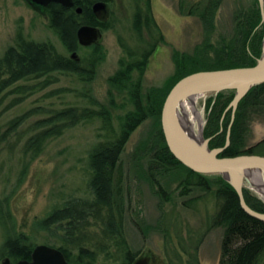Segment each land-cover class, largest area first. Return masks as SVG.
Instances as JSON below:
<instances>
[{
    "label": "rangeland",
    "instance_id": "obj_1",
    "mask_svg": "<svg viewBox=\"0 0 264 264\" xmlns=\"http://www.w3.org/2000/svg\"><path fill=\"white\" fill-rule=\"evenodd\" d=\"M16 1L0 0V58L5 55L9 46L15 45L18 27H23L27 39L50 42L60 53L70 57L71 53L66 51L59 38L52 32L48 20L31 11L28 6L17 4ZM123 1L126 13L120 11L118 3L114 4L118 6L113 9L116 13L120 11L117 16L122 23L117 27V32L103 33L101 45L105 58L91 82H83L77 75L56 74L50 78L51 82L47 85V78L24 81L8 87L0 94V134L7 132L10 127L14 129L10 142L0 146V200L10 198V209L17 232L29 236L36 246L47 245L54 239L52 234L39 230V221L70 198L90 197L88 158L93 147L102 140L99 133L101 134L103 121L96 119L83 122L66 130L62 136L50 140L45 152L30 164L24 183L18 186L21 171L18 161L20 150L26 139L37 132L35 123L49 117L54 111L75 105L97 110L98 107L90 106L91 97L112 111L114 125L118 126L117 116L124 115L125 109L111 107L108 80L119 69L120 60L124 56L119 38L126 44L133 45V7L131 0ZM203 1L205 0H152V11L165 42L151 57L143 82L145 91L152 88L163 89L175 75L173 54L176 52L189 56L197 54L202 62H218V56L224 58L223 51L234 43L239 34L241 17L254 8L261 11L258 0H222L214 17L213 27L209 28L200 18L206 8V1L204 5H200ZM241 27L243 28L240 24L239 28ZM89 51L83 47L77 53L80 59L88 58ZM85 93L89 97H83ZM222 93H227L226 100L231 97L232 100L219 118L218 126L221 130L216 136L206 137L211 122L208 103L211 99L215 101L220 93L200 99L197 104L199 111L194 107L201 118L203 113L204 138L208 141L209 148L224 149V152L225 147L216 146V143L225 137L223 143L226 144V128L229 127L233 114L230 105L236 93ZM114 97L115 102L121 106L123 100L120 95L114 93ZM260 102L261 105L250 107L246 111L248 117L242 128L243 142L239 141L237 151L245 153L264 140V97ZM190 117L193 119V114ZM193 122L199 123L195 119ZM213 124L216 125L214 121ZM153 128L152 120L140 125L131 135L121 157L126 200L125 233L135 253L150 251L158 258L160 263L157 264H171V259L175 260L174 264H180L176 258L177 253L187 261L182 247L192 246L199 238V233L206 232L204 222L206 217L214 212L215 201L210 194L199 188H185L183 185L186 174L180 168L167 171L159 168L149 173L151 170L148 166L152 161V154L146 155L144 152H138V149L152 137ZM10 147L14 148L12 152ZM262 150L256 149L259 154H263ZM151 177L154 178L155 184L165 191L164 200V196L156 195L154 187L150 184ZM246 188L253 197L259 199L247 184ZM185 190L188 192L183 195ZM223 232L222 228H215L205 235L198 250L200 264H220ZM3 243L4 230L0 226V248ZM111 263L119 264L109 262ZM261 264H264V261Z\"/></svg>",
    "mask_w": 264,
    "mask_h": 264
},
{
    "label": "trees",
    "instance_id": "obj_2",
    "mask_svg": "<svg viewBox=\"0 0 264 264\" xmlns=\"http://www.w3.org/2000/svg\"><path fill=\"white\" fill-rule=\"evenodd\" d=\"M221 1L210 0L205 11L200 14L203 23L209 28L213 27L214 17ZM75 2L73 8L52 4L45 13L50 29L68 53L77 52L83 48L77 40V31L80 26L100 25L91 15L90 2L84 0ZM78 7L83 9V15L76 13ZM137 15L132 24V32L137 35V41L130 45L120 37L124 56L120 60L119 69L108 80L111 89L109 93L111 107L125 109L124 115L117 116L118 126L114 125L112 111L91 97L90 106L98 107L97 110L75 105L54 111L49 117L35 123L37 132L26 139L20 150L18 161L21 171L18 186L24 183L30 164L45 152L50 140L62 136L66 130L83 122L96 119L103 121L101 134L98 135L102 140L93 147L88 158L90 197L66 200L61 207H55L45 219L39 221L38 228L40 231L52 234L54 239L47 245L61 250L69 264H109V262L133 264L139 253L131 249L126 238L124 174L120 163L131 135L144 122L152 120L153 135L138 149V152H144L146 155L152 154L150 155L152 161L148 166L151 170L149 173L159 168H164L166 171L180 168L186 174L183 185L185 188H199L210 194L215 201L214 212L208 215L204 222L206 232L199 233V238L195 243L193 242L194 244L192 243V246L182 247L183 253L188 258L187 261H184L175 251L177 261L180 264H200L198 250L205 235L215 228H222L224 232L220 264H261L264 261V222L251 217L242 209L236 190L221 177L210 178L195 173L174 157L165 141L161 126V112L169 92L188 75L201 71L255 66L257 59L261 57L264 40L262 12L254 8L241 17L239 25L241 24L243 28L240 29L238 25V36L234 43L223 51L224 58L218 56V62L211 63L208 60L202 62L197 54L189 56V54L174 53L175 75L163 89L152 88L148 91H145L143 86L147 61L164 41V35L157 21L152 17L151 7L146 14L148 16L145 28L139 20L141 15L139 13ZM145 30L149 35V42L143 37ZM87 49L90 50L89 57L75 61L60 53L50 42L17 39L16 45L9 48L0 58V94L8 87L24 81L47 78L45 82L47 85L51 82L50 78L56 74L77 75L83 82H91L95 78L98 66L105 58V51L102 45ZM114 93L122 98L121 106L115 102ZM226 94L220 93L215 101L211 99L208 103L211 110V122L206 131V137L216 136L221 130L218 126L219 118L232 100V97L226 100ZM86 96L89 97L86 93L83 94V97ZM263 97L264 84L251 89L242 99L231 129V147L226 149L221 157L242 154L264 156V140L257 144L260 145L258 148H263V154L256 151L257 147L245 153L237 151L239 141L243 140L241 137L247 118L246 111L250 107L261 105L260 100ZM213 121L216 123L215 126ZM13 131L14 129L10 127L7 132L0 134V146L10 142ZM224 138L222 141L220 139L221 143L217 142L216 146H224ZM9 150L12 152L14 148L10 147ZM150 184L154 187L156 195L164 196V200L165 191L155 184L152 177ZM187 192L185 190L183 195ZM244 197L251 209L264 214L262 201L253 197L248 190H244ZM13 220L10 198L0 200V226L4 230L0 260L5 257L12 259L13 262L29 260L36 245L29 236L17 232ZM170 261L171 264L175 263L173 259Z\"/></svg>",
    "mask_w": 264,
    "mask_h": 264
},
{
    "label": "water",
    "instance_id": "obj_3",
    "mask_svg": "<svg viewBox=\"0 0 264 264\" xmlns=\"http://www.w3.org/2000/svg\"><path fill=\"white\" fill-rule=\"evenodd\" d=\"M33 3L46 7L50 3L60 4L65 8L74 6L73 0H31ZM264 25V0H258ZM105 5L98 3L95 8L102 11ZM80 13L81 10L78 9ZM158 24V23H157ZM103 39L100 29L92 26H81L77 31V40L81 47L87 48L99 44ZM77 53L72 58L77 60ZM264 84V40L261 58L256 65L247 68H235L215 71H201L181 79L169 92L161 112V126L166 144L174 157L195 173L210 178L222 177L236 190L242 209L251 217L264 222V214L252 210L246 203L244 190L249 186L264 203L257 187L264 190V156L242 154L234 157H221L223 150H211L204 138L205 120L196 123L195 134H200L206 142L201 144L195 140V134L185 123L186 107L195 106L206 96L222 92L235 91L236 96L230 105L236 112L242 99L251 89ZM191 106V107H192ZM199 111V110H198ZM185 119V120H184ZM263 141V140H262ZM256 181V182H255ZM158 258L150 251L139 254L133 264H157ZM163 264H168L162 262ZM17 264H69L63 252L49 245H38L32 253L31 261H20Z\"/></svg>",
    "mask_w": 264,
    "mask_h": 264
},
{
    "label": "flooded vegetation",
    "instance_id": "obj_4",
    "mask_svg": "<svg viewBox=\"0 0 264 264\" xmlns=\"http://www.w3.org/2000/svg\"><path fill=\"white\" fill-rule=\"evenodd\" d=\"M5 1L9 2L10 0H5ZM75 1L76 0H73L74 6H75V3H76ZM84 1L90 2L89 4H90V9H91L90 10L91 11V15H92V17H94V20L96 21V23H98L100 25L99 26H94V25H89V24L88 25L87 24H83L82 26L87 25V26L97 27V28L100 29L102 34L106 33V32H117V27L122 23L120 17H118L117 14L120 11H123L124 13H126V7L124 6V1L123 0H99V1L84 0ZM205 1H206V4H205ZM205 1L201 2L200 5H204L205 4V6H207V5L210 4V0H205ZM16 3L17 4L21 3L24 6H28L31 9V11L35 12L36 14H38V15H40L42 17H45L46 19H47V16L45 15V13H46V10L48 9V7L51 6L52 4L56 5V3H50L46 7H42V6H39V5L35 4V3H33L31 0H17ZM98 3H102V4L105 5V7H104V9L102 11H98L95 8V6ZM115 3H118L117 5H119V7H120V11L118 10L117 13L113 9V7H118L117 5H114ZM130 3H132L131 6L133 7L132 24H133V21H134V17L135 16L137 17L138 16L137 14L139 13L141 15V16H139V20L141 21V25L143 26V28H145L144 25L146 23V19H147V16H148L146 14L148 12V8L149 7H151V10H152V0H131ZM57 5H60V4H57ZM78 9L81 10L80 13L78 12ZM76 13L78 15H83L84 11H83V9L81 7H78L76 9ZM152 17L155 19L153 11H152ZM201 21H202V19H201ZM15 37H16V42H17V39H19V40H22V39L23 40H27V38L25 36V33H24V30H23V27H18L17 28L16 33H15ZM143 37H144V39L147 38L146 39L147 42L150 41V40H148L150 38H149L148 33H146V30L143 33ZM134 40H135V42L137 41V35H135L134 32H131V41L134 42ZM16 42H15V45H16ZM101 42L99 44H97V45H101ZM164 42H165V38H164V41H162V44ZM119 43H120V38H119ZM15 45L9 46L6 49V52H7V50H9V48L14 47ZM93 46H95V45H93ZM120 46H121V43H120ZM159 46H158V48H159ZM90 47H92V46H90ZM87 48H89V47H87ZM74 53H77V52H71L70 58L72 60H75V59L72 58V54H74ZM176 53H180V52H176ZM77 55H78V53H77ZM151 57L147 61L145 75H146V73L148 71V67H149V64H150ZM76 59H77V61H80V57L79 56ZM173 61H174V54H173ZM174 64H175V62H174ZM175 67H176V65H175ZM145 75H144V78H145ZM143 82H144V80H143ZM143 86H144V84H143ZM232 113H233L232 114V119L229 121V124H228L229 127L226 128L227 129V141H226V144L223 146V147H225V149H228L227 147H231V129H232L233 124L235 123L236 112H232ZM224 131H225V128L223 127L222 128V132H224ZM259 146L260 145H256L255 147H257V148H255V149H258ZM259 149H263V148H259ZM31 260H32V254H31V257H30L29 260H19V261H16V262H13L12 259H10L8 257H5V258L0 260V264H17L20 261H31Z\"/></svg>",
    "mask_w": 264,
    "mask_h": 264
},
{
    "label": "bare ground",
    "instance_id": "obj_5",
    "mask_svg": "<svg viewBox=\"0 0 264 264\" xmlns=\"http://www.w3.org/2000/svg\"><path fill=\"white\" fill-rule=\"evenodd\" d=\"M192 106V105H191ZM186 107L185 109V111H183V113H184V117H185V115L187 114V116H188V118H187V120H185V123L188 125V128L195 134V132H197L196 130H195V123L196 122H193V119H195V120H197L199 123L202 121V118H201V116H200V114L196 111V109H195V107L194 106H192V107ZM193 114V116H194V118L193 119H191V117H190V115H192ZM195 131V132H194ZM197 135V136H196ZM195 140L197 141L198 140V142L199 143H201L202 145L203 144H206V142H204V140H203V138H202V136L200 135V134H195ZM206 141V140H205ZM256 182V181H255ZM260 189H258V191L260 192V194L261 195H264V190L261 188V187H259ZM253 210V209H252Z\"/></svg>",
    "mask_w": 264,
    "mask_h": 264
}]
</instances>
